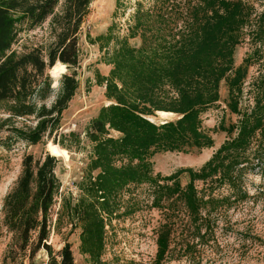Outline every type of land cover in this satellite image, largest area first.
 Returning <instances> with one entry per match:
<instances>
[{
    "label": "trees",
    "instance_id": "trees-1",
    "mask_svg": "<svg viewBox=\"0 0 264 264\" xmlns=\"http://www.w3.org/2000/svg\"><path fill=\"white\" fill-rule=\"evenodd\" d=\"M93 1L0 0V104L9 115L0 119V145L10 149L16 140L37 145L48 139L67 147L63 138L58 141L54 135L80 87L81 33ZM123 1L116 0L117 11L123 9ZM255 3L264 8V0ZM48 21L50 44L22 53L13 50L25 26L35 29ZM115 29L113 23L106 34L86 35L111 67L107 76L96 73V84L105 88L110 105L103 106L86 128L93 147L80 194L61 193L55 156L26 155L21 175L3 204L4 225L13 235L6 259L12 262L33 264L45 250L47 264H75L70 243L59 252L49 244L54 232L62 234L66 228L68 235L80 230L81 255L91 264H102L107 227L128 212L123 211L124 193L132 186L148 185L151 208L170 219L159 233L153 263L163 264L171 232L179 225L173 219L185 213L197 237L202 236V230L212 226L207 218L249 198L245 178L264 168V10L259 13L255 4L245 0H154L149 7L137 3L127 37L117 35ZM247 38L252 51L236 67V48ZM131 39L140 40L139 46H133ZM57 63L67 72L56 99L48 105L55 92L50 71ZM252 65H259L247 93L253 104L242 109ZM223 81L229 87L228 107L239 119L220 129L235 136L199 170L156 174L152 158L157 154L213 147L203 116L218 106ZM158 112L176 119L163 124L151 120ZM18 119L33 120L34 125L16 127ZM183 173L190 178L185 186L180 181ZM197 182L208 184V189L199 191ZM224 187L231 193L217 196Z\"/></svg>",
    "mask_w": 264,
    "mask_h": 264
},
{
    "label": "rangeland",
    "instance_id": "rangeland-1",
    "mask_svg": "<svg viewBox=\"0 0 264 264\" xmlns=\"http://www.w3.org/2000/svg\"><path fill=\"white\" fill-rule=\"evenodd\" d=\"M153 1L124 0L123 9L119 11L116 10V0H94L91 4L90 14L82 27L80 40L83 51L81 69L78 70L77 77L80 87L76 97L69 104L68 110L63 113L58 134L54 135L58 141L64 139L66 148L55 145L48 139L37 145L16 140L10 149L0 145V264H21L20 261L12 262L11 259H6L13 235L4 225L3 204L6 195L16 185L21 175L22 163L26 155L41 159L47 153L53 155L49 149L50 144L56 146L61 152V156H55L59 162L56 174L62 185L61 193L63 196L72 195L73 197H78L80 194L79 184L86 176L93 147L85 131L89 122L98 115L99 110L109 104L105 97V88L96 84V73L107 76L111 70V67L102 61L99 47L90 45L86 35L90 33L92 37H97L106 34L108 28L116 23L115 33L121 37H127L131 15L137 3L141 2L145 7H149ZM245 1L255 4L259 13L264 10L260 4L255 3V0ZM48 23L49 21L35 29H28L25 26L13 50L22 53L28 49L50 44L53 38ZM130 43L137 47L140 40L131 39ZM251 51L252 46L247 38L244 44L236 48L235 66H241ZM258 70L259 65H252L249 68L244 85L242 109L253 104L251 96L247 93L250 84L258 75ZM50 72L52 74V70ZM66 72L67 68L57 77L52 76L55 92L48 101V105L56 99L60 79ZM220 92L221 100L218 106L203 116V127L213 137V147L195 149L189 153L157 154L152 158L156 174L160 173L165 177L188 168L199 170L226 140L235 136V134L228 135L220 129L221 125L229 128L239 119L238 115L233 114L228 107L229 87L225 81L221 83ZM8 116L3 105L0 104V119H6ZM163 118L164 116L157 114L154 121L160 122ZM167 118L168 120L176 119L174 115ZM15 124L16 127L22 128L26 125L33 126L34 121L25 122L18 119ZM72 134L79 139H73ZM1 135L6 133L2 132ZM112 135L118 137L116 133ZM78 140H80L79 144L76 143ZM180 181L183 186L187 185L190 181L188 174L183 173ZM196 186L199 191L208 189V184L203 182H197ZM244 188L249 194L245 202L236 203L227 210H220L209 218L206 213L202 215L203 219L207 218L212 222V226L204 228L200 237H197V233L191 227V219L185 213L173 219L179 225L171 232L169 253L163 264H264V168L248 174ZM216 193L217 196H228L231 191L229 187H224ZM151 195L148 185L132 186L124 193L123 211L127 209L128 212L121 219L113 220L112 225L107 227L102 264H153L155 262L159 233L170 219L161 211L151 208ZM79 236L80 230L68 235V230L64 228L62 234L54 232L51 235L49 244L55 252H59L66 243H70L75 264H91L88 258L80 253ZM48 261L47 252L42 250L33 264H47ZM24 264H32V262L26 260Z\"/></svg>",
    "mask_w": 264,
    "mask_h": 264
},
{
    "label": "bare ground",
    "instance_id": "bare-ground-1",
    "mask_svg": "<svg viewBox=\"0 0 264 264\" xmlns=\"http://www.w3.org/2000/svg\"><path fill=\"white\" fill-rule=\"evenodd\" d=\"M66 69V66L58 63L53 69H52V75L54 77H57L60 73H63ZM159 115L164 116V117H169V116H173V114H169V113H159ZM151 120L154 121V118H152ZM49 149L52 151V154L54 156H61V152L57 149L56 146H53L52 144L49 145Z\"/></svg>",
    "mask_w": 264,
    "mask_h": 264
},
{
    "label": "water",
    "instance_id": "water-1",
    "mask_svg": "<svg viewBox=\"0 0 264 264\" xmlns=\"http://www.w3.org/2000/svg\"><path fill=\"white\" fill-rule=\"evenodd\" d=\"M50 74H51V72H50ZM51 76H53L52 74H51ZM108 105H110V104H108ZM107 105V106H108ZM160 112H158L157 114H159ZM162 113V112H161ZM166 121H168V118L167 117H164L163 119H161V121H160V123L161 124H163V123H165Z\"/></svg>",
    "mask_w": 264,
    "mask_h": 264
}]
</instances>
